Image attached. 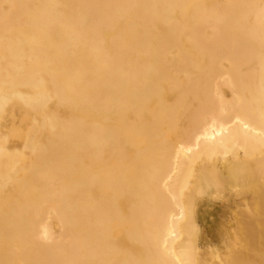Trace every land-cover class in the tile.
<instances>
[{
  "label": "bare ground",
  "instance_id": "obj_1",
  "mask_svg": "<svg viewBox=\"0 0 264 264\" xmlns=\"http://www.w3.org/2000/svg\"><path fill=\"white\" fill-rule=\"evenodd\" d=\"M0 264H264V0H0Z\"/></svg>",
  "mask_w": 264,
  "mask_h": 264
}]
</instances>
